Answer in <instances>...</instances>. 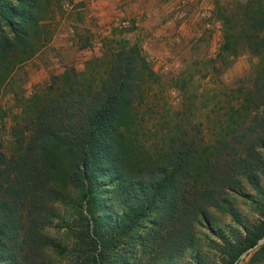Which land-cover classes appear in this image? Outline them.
<instances>
[{
  "label": "trees",
  "instance_id": "obj_1",
  "mask_svg": "<svg viewBox=\"0 0 264 264\" xmlns=\"http://www.w3.org/2000/svg\"><path fill=\"white\" fill-rule=\"evenodd\" d=\"M49 1L0 0V88L38 49L39 20ZM243 10L264 42V0H247ZM229 35L223 29L219 52L226 51ZM99 50L81 69L51 75L19 106L11 149L0 151V264H46L42 230L55 216L51 202L63 196L55 181L79 192L83 225L69 247L73 264H112L129 237L130 245L158 260L154 264H176L194 246V227L206 207L222 205V191L234 190L233 174L252 176L257 166L263 134L247 142L239 139L243 132L227 131L213 143L197 141L177 118L171 140L150 152L137 138L148 124L146 110L163 123V111H171L154 90L159 77L137 41L110 32ZM142 218L151 225L135 237ZM263 236L264 228L238 254ZM119 262L130 264L127 257Z\"/></svg>",
  "mask_w": 264,
  "mask_h": 264
},
{
  "label": "rangeland",
  "instance_id": "obj_2",
  "mask_svg": "<svg viewBox=\"0 0 264 264\" xmlns=\"http://www.w3.org/2000/svg\"><path fill=\"white\" fill-rule=\"evenodd\" d=\"M246 2L49 1L39 20L38 49L13 68L0 88V151L11 149V129L19 119L22 101L42 90L51 75L68 67L81 69L86 58L99 54L100 40L110 32L141 45L159 77V87L154 90L171 110L163 111L166 123L156 122L146 110L148 124L137 138L150 152L171 140L176 124L197 141L202 138L209 143L227 131L243 132L239 139L247 142L259 133L264 135V42L262 33L252 29L253 21L244 14ZM223 29L230 35L226 51L221 53ZM175 118L178 122L172 124ZM257 152L260 159L250 171L252 176L233 174L234 190L222 191V205L206 207L205 218H199L194 227V246L183 250L176 264H196L195 256L200 264H227L232 258L231 264H264V236L238 254L264 228V149ZM55 182L63 196L50 204L55 216L42 230L51 243L42 249L43 260L46 264H73L69 247L83 225L79 192ZM150 225L142 218L133 229L135 237L143 236ZM131 242L129 237L123 242L127 249L123 245L116 249L112 264H120L126 257L130 264L158 261L148 259L141 246Z\"/></svg>",
  "mask_w": 264,
  "mask_h": 264
}]
</instances>
